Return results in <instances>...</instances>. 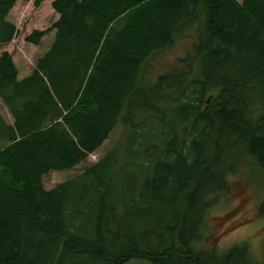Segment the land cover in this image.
<instances>
[{
    "label": "trees",
    "instance_id": "trees-1",
    "mask_svg": "<svg viewBox=\"0 0 264 264\" xmlns=\"http://www.w3.org/2000/svg\"><path fill=\"white\" fill-rule=\"evenodd\" d=\"M17 1L0 0V264H264L207 231L230 182L264 196V0H52L58 20L26 40L54 41L24 78L1 52Z\"/></svg>",
    "mask_w": 264,
    "mask_h": 264
},
{
    "label": "rangeland",
    "instance_id": "rangeland-1",
    "mask_svg": "<svg viewBox=\"0 0 264 264\" xmlns=\"http://www.w3.org/2000/svg\"><path fill=\"white\" fill-rule=\"evenodd\" d=\"M59 16L52 7V0H44L38 7L35 6V0H18L16 2L8 19L16 25L17 33L10 42L1 46V51H8L12 55L19 71L18 78L28 76L37 68V60L45 54L54 41L55 30L52 29L45 34L38 45L28 42L26 37L34 30L50 29ZM193 37L192 29L188 30L183 37L178 38L176 44L170 50V54L165 56L164 60L173 59L177 54H184L187 49L190 50L194 41ZM0 112L8 118L10 123L12 122L11 114L1 99ZM121 128V126H118L111 133L110 138L97 151L89 155L88 159L82 163V168L76 169L74 167L68 171H53L44 175L43 184L45 188L55 187L58 183L80 174L84 167L96 163L117 142L122 132ZM231 179L233 180L234 177ZM230 184L231 191L219 197L209 212L207 231L210 235L212 234L210 243L220 251H226L234 245L246 244L257 262H262L264 257V218H260V216L254 218L253 216L257 204L260 202L263 206L264 196L256 199L247 198V202H240L244 195L241 192L234 194V190L239 189V183H233V186L232 182ZM148 240H151V244L155 246L156 242L154 240ZM125 264L149 263L131 260Z\"/></svg>",
    "mask_w": 264,
    "mask_h": 264
}]
</instances>
